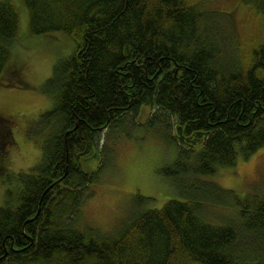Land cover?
Here are the masks:
<instances>
[{
    "label": "trees",
    "instance_id": "1",
    "mask_svg": "<svg viewBox=\"0 0 264 264\" xmlns=\"http://www.w3.org/2000/svg\"><path fill=\"white\" fill-rule=\"evenodd\" d=\"M240 1L264 23V0ZM202 3L0 0V82L29 85L12 57L24 28L74 42L42 86L52 106L36 115L39 162L7 174L17 186L0 205V264H264V194L207 179L264 148V35L240 53L230 14ZM13 123L0 114V172L10 170ZM140 125L176 146L160 170L174 195L102 232L84 218L97 171L82 163L107 155L112 130ZM220 207L230 212L215 218Z\"/></svg>",
    "mask_w": 264,
    "mask_h": 264
},
{
    "label": "rangeland",
    "instance_id": "2",
    "mask_svg": "<svg viewBox=\"0 0 264 264\" xmlns=\"http://www.w3.org/2000/svg\"><path fill=\"white\" fill-rule=\"evenodd\" d=\"M12 1L16 7L20 6L19 0ZM238 1L203 0L202 6L209 11L230 14L229 22L224 25L234 29L240 53H247L263 41L264 23L259 24L260 18L251 7ZM27 33L24 28L20 49L12 57L29 85H21L17 79H12L17 83L5 79L0 82V114L14 121L15 141L8 150L10 170L0 172V205L4 202L5 190L17 186L14 179L7 180V174L16 176L18 172H27L39 162L41 149L37 140L44 131L36 117L52 106L51 97L42 92V86L55 61L69 55L74 48V42L63 32H53L41 39L31 38ZM149 111L148 107L143 108L140 119H146ZM109 136L112 144L107 141L106 150H110L107 155H96L82 163L84 170L97 171V179L90 185L93 193L85 199L82 209L89 226L116 233L121 228L119 224H125L135 210L159 209L173 197L169 182L160 170L173 162L176 146L143 125L132 129L129 136H122L115 129ZM207 179L241 197L252 191L264 194V148L246 159L239 156L236 165L220 168ZM228 210L220 207L211 214L218 218L229 213Z\"/></svg>",
    "mask_w": 264,
    "mask_h": 264
}]
</instances>
